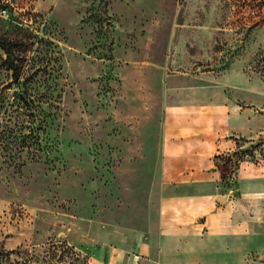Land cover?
Instances as JSON below:
<instances>
[{"label":"rangeland","instance_id":"obj_1","mask_svg":"<svg viewBox=\"0 0 264 264\" xmlns=\"http://www.w3.org/2000/svg\"><path fill=\"white\" fill-rule=\"evenodd\" d=\"M1 10L0 264H108L97 249L116 254L118 228H146L164 108L185 91L264 112V0H0ZM227 138L237 147L222 175L256 173L264 133ZM244 247L264 264V233Z\"/></svg>","mask_w":264,"mask_h":264},{"label":"crops","instance_id":"obj_2","mask_svg":"<svg viewBox=\"0 0 264 264\" xmlns=\"http://www.w3.org/2000/svg\"><path fill=\"white\" fill-rule=\"evenodd\" d=\"M206 92L187 90L164 108L146 228H118L116 254L97 249L106 263L249 264L244 245L251 232L264 233V157L256 173L240 166L233 178L222 175L220 162L237 147L227 137L264 133V112L240 97Z\"/></svg>","mask_w":264,"mask_h":264},{"label":"trees","instance_id":"obj_3","mask_svg":"<svg viewBox=\"0 0 264 264\" xmlns=\"http://www.w3.org/2000/svg\"><path fill=\"white\" fill-rule=\"evenodd\" d=\"M7 43H9V42L5 41L3 38H0V47H1L3 50H5V52H6L7 54H9V47L7 46ZM11 65H12V64H11ZM11 69H12V71H13V74H15V76H17V73H16V69H15V67L12 68V66H11Z\"/></svg>","mask_w":264,"mask_h":264},{"label":"built area","instance_id":"obj_4","mask_svg":"<svg viewBox=\"0 0 264 264\" xmlns=\"http://www.w3.org/2000/svg\"><path fill=\"white\" fill-rule=\"evenodd\" d=\"M2 15H5V10H1L0 12Z\"/></svg>","mask_w":264,"mask_h":264}]
</instances>
